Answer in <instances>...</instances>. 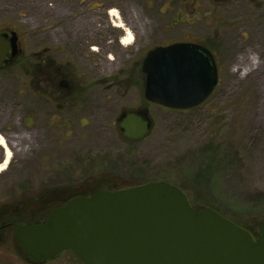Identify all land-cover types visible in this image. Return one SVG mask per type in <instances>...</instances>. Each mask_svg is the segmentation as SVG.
Wrapping results in <instances>:
<instances>
[{"label": "rangeland", "instance_id": "rangeland-1", "mask_svg": "<svg viewBox=\"0 0 264 264\" xmlns=\"http://www.w3.org/2000/svg\"><path fill=\"white\" fill-rule=\"evenodd\" d=\"M77 1L0 0V32H18L22 48L17 65L0 71V135L15 143L0 173V227L12 223L0 229V264L40 263L19 248L15 225L42 224L62 203L40 204L34 197L66 189H89L91 195L94 188L107 190V183L129 187L166 181L183 187L192 205L249 228L259 241L264 231V0H104L119 19L121 10L123 19L137 24V35L116 16ZM59 18L81 19L83 26L112 18L121 26L117 29L134 36L131 45L119 47L141 55L169 43L208 45L219 84L205 104L192 110L149 103L139 88L127 93L98 89L81 108L58 114L38 97L41 88L36 97L30 92L27 72L32 50L43 52L49 36L60 37ZM54 42L50 47H57ZM115 50L121 60L128 58ZM81 72L84 81L95 76L88 62L83 61ZM124 107L145 109L153 123L149 136L122 137L117 119ZM206 166L210 191L196 188L192 179L205 174ZM47 264L82 263L65 252Z\"/></svg>", "mask_w": 264, "mask_h": 264}, {"label": "water", "instance_id": "water-1", "mask_svg": "<svg viewBox=\"0 0 264 264\" xmlns=\"http://www.w3.org/2000/svg\"><path fill=\"white\" fill-rule=\"evenodd\" d=\"M0 33V69L18 51L16 32ZM145 99L173 110L205 104L219 84L216 58L187 42L159 46L143 61ZM122 136L138 141L152 131L142 114H127ZM18 246L34 262L71 252L82 264H264L258 241L215 210L197 211L166 181L116 191L98 189L53 210L38 225H15Z\"/></svg>", "mask_w": 264, "mask_h": 264}, {"label": "flooded vegetation", "instance_id": "flooded-vegetation-1", "mask_svg": "<svg viewBox=\"0 0 264 264\" xmlns=\"http://www.w3.org/2000/svg\"><path fill=\"white\" fill-rule=\"evenodd\" d=\"M103 2L104 0H78L76 4L94 11L103 9L108 15H111V6L104 5ZM121 14L123 15L122 11L119 10L120 19L119 17H115L116 20L119 19L127 23L134 35L139 34L140 30L137 24L132 20H127L125 17L124 20ZM58 21L62 26L60 28V37L49 36L47 41L48 46L44 48L43 52H40L38 49H33L31 57L28 60L27 76L30 83L29 89L34 97L37 96L35 90L41 88L42 94L38 97L44 99L49 106L57 109L58 114H61L66 112L68 107L74 112L78 108H81L82 103H86L87 99H95L94 95L98 89H103L105 92H112L114 89H123V91L127 93L132 88H139L144 93L146 79L143 72V61L147 53L141 55L138 53V50L131 53L129 48L125 51L122 47H119L128 33L126 29H117L121 28V26L117 25L116 21L112 18H108L102 22L91 19L85 26L81 23V19L77 18H59ZM111 25L113 27H111ZM12 32L16 31L0 33L8 34L9 37L7 40H9ZM16 33L18 35V51L14 56H12V51H9L6 63L2 66L0 71L10 66L17 65L18 62L16 60L21 56V38L19 33ZM56 38H58V40ZM55 40L58 43L57 47H50V44H54ZM187 43L199 44L212 51L208 45L203 43ZM168 45H171V43L162 46ZM115 49L118 51L123 50L126 52L127 57L129 58L132 56L133 60L130 61L128 58L126 60H121L122 53H116ZM102 56L107 58L109 56V59L113 60H107V62L101 59ZM99 59H101V61H99ZM83 61L89 63V69L95 75L91 77L92 79L90 81L83 80V74L81 72ZM113 71H115V73H113ZM130 113L142 114L144 119H146L144 116L145 109H143V107L132 109H126L124 107L117 119L119 127L123 118ZM66 121L67 120H65V122ZM150 126L153 129V123H150ZM120 130L122 133V129ZM10 227H12V223L4 225L0 227V229L4 228L7 230ZM48 262L49 261L36 264H47Z\"/></svg>", "mask_w": 264, "mask_h": 264}, {"label": "trees", "instance_id": "trees-1", "mask_svg": "<svg viewBox=\"0 0 264 264\" xmlns=\"http://www.w3.org/2000/svg\"><path fill=\"white\" fill-rule=\"evenodd\" d=\"M209 172H210V167H207L205 174L204 173L202 174V171H200L198 174H196L195 176L192 177V179L197 183L196 188H201L204 185L206 190L210 191L212 189L210 181L209 180L207 181V179H206V177L208 178ZM139 185H141V184H139ZM128 186L131 187L134 185H128ZM106 187H107V190H109V191H116V190H119L122 188H126L127 186L121 187L119 185H116L115 183H107ZM182 189H184V188L182 187ZM88 190L89 189L82 190L79 192L76 190L74 192V191H71V189H66V190L61 191L60 193H53L52 195L48 194V195H42V196L34 197V199H32V201H35L36 203H40V204H47V203L56 204V202H59V203H62L61 205L63 206L75 197L88 195L87 194ZM93 190L95 191L96 188H94ZM194 207L197 209V211L205 210V209H199L195 205H194ZM212 209H214V208H212ZM245 226L248 227L247 225H245ZM246 229H249V228H246ZM249 231H251V230L249 229ZM251 233L253 235H255L252 231H251Z\"/></svg>", "mask_w": 264, "mask_h": 264}, {"label": "bare ground", "instance_id": "bare-ground-1", "mask_svg": "<svg viewBox=\"0 0 264 264\" xmlns=\"http://www.w3.org/2000/svg\"><path fill=\"white\" fill-rule=\"evenodd\" d=\"M112 15L118 16L117 11H112ZM134 40V36L131 32H128L124 40L122 41V44L125 46H129L132 44ZM14 142L10 140L8 137H5L3 135H0V147L3 149L4 154V161L0 164V173L5 171L7 168V165L12 158L13 155V149H14Z\"/></svg>", "mask_w": 264, "mask_h": 264}]
</instances>
